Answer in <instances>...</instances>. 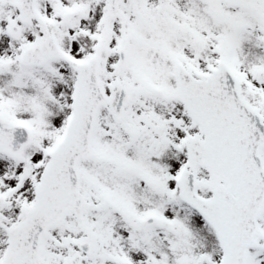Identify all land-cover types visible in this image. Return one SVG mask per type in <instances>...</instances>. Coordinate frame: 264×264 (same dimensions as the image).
Masks as SVG:
<instances>
[{"label": "snow or ice", "instance_id": "snow-or-ice-1", "mask_svg": "<svg viewBox=\"0 0 264 264\" xmlns=\"http://www.w3.org/2000/svg\"><path fill=\"white\" fill-rule=\"evenodd\" d=\"M0 264H264V0H0Z\"/></svg>", "mask_w": 264, "mask_h": 264}]
</instances>
